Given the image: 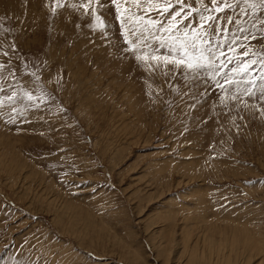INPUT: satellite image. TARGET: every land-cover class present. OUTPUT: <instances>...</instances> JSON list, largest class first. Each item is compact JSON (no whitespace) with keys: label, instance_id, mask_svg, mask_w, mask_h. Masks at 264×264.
I'll return each mask as SVG.
<instances>
[{"label":"rangeland","instance_id":"374dc122","mask_svg":"<svg viewBox=\"0 0 264 264\" xmlns=\"http://www.w3.org/2000/svg\"><path fill=\"white\" fill-rule=\"evenodd\" d=\"M226 2L184 0L192 71L135 27L176 0H0V264H264V5Z\"/></svg>","mask_w":264,"mask_h":264},{"label":"snow or ice","instance_id":"6c2138e0","mask_svg":"<svg viewBox=\"0 0 264 264\" xmlns=\"http://www.w3.org/2000/svg\"><path fill=\"white\" fill-rule=\"evenodd\" d=\"M137 5H139L142 2H146L149 6V10L155 8L160 15H163L164 13H169V10L173 7L172 0H134ZM114 4H117V0H113ZM177 4H180L181 7L178 10H174L170 12V19L168 21L167 25H161L160 21L148 19L145 20L144 17H141L137 14H133L136 17V23L135 27L141 32V35L143 36V33L147 32L148 36L144 37L145 40L148 38L155 39L161 42V47L164 46L165 37L164 36H157L155 35L156 32L161 33H168L169 36L167 37L170 47L173 51H176L180 58L176 59L175 57H153V59H163L167 63H174L177 67H185L189 70L196 71L198 68L205 67L204 61H208V63H211V60L209 56L205 55V49L201 47V45L205 43H209L206 41L203 37L206 34L204 31H197L195 28H193L191 25H186L183 29V37L175 36L173 37L171 34L173 32L179 33L181 29L179 28V25L183 22V20H186L191 17L193 12H199V9L192 8L191 11H188L187 14H185V5L184 0H176ZM167 5L166 7H162V5ZM261 4L264 5V0H261ZM213 9L216 12H223L224 8H230L232 7L231 4H228L225 0V3L220 4L219 0H212ZM251 7L253 9L256 8L255 4H252ZM207 11V9H205ZM120 9L119 6H117V19H120L119 15ZM179 17L180 19H177ZM217 19V17H214L212 15L200 16L201 20V29L204 27V23L207 22L208 28L212 29L213 31H219L218 28H216L214 25H212L211 21ZM227 19H231V17H227ZM97 20L99 21V17H97ZM122 27H124V24L122 22ZM189 32H191V37H189ZM135 34V33H133ZM125 40L128 41V36H125ZM197 41L199 43H197ZM131 43V41H128ZM142 41L138 40L136 43H133L132 46L136 47L138 43H141ZM178 45V46H177ZM210 56H214V53L212 51V48L209 47L207 49ZM247 55V53H245ZM137 59H140V57H137ZM235 71V69H234ZM262 90H264V85L261 86ZM29 99H32L30 94H27ZM11 99V97L9 98Z\"/></svg>","mask_w":264,"mask_h":264}]
</instances>
